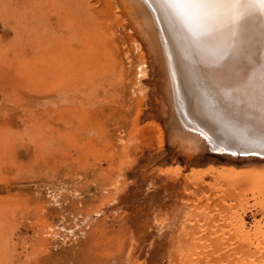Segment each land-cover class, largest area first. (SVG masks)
Wrapping results in <instances>:
<instances>
[{
  "label": "rangeland",
  "instance_id": "obj_1",
  "mask_svg": "<svg viewBox=\"0 0 264 264\" xmlns=\"http://www.w3.org/2000/svg\"><path fill=\"white\" fill-rule=\"evenodd\" d=\"M151 1L87 0L83 32L0 0V264H264V152L196 112Z\"/></svg>",
  "mask_w": 264,
  "mask_h": 264
},
{
  "label": "bare ground",
  "instance_id": "obj_2",
  "mask_svg": "<svg viewBox=\"0 0 264 264\" xmlns=\"http://www.w3.org/2000/svg\"><path fill=\"white\" fill-rule=\"evenodd\" d=\"M60 1L65 6L66 18L76 20L79 27L82 28L81 31L85 32L94 28L97 15L95 10L86 5L87 0ZM140 2L138 1V6L142 7ZM150 2L153 3L151 0ZM105 4L109 6V0H106ZM153 5H157L166 16L164 18L168 23L166 27H169L170 34L167 30L166 32L170 35L171 38H169L174 40H172L174 42L172 44L176 45V52L178 51V56H180L174 60L179 58V66H181L184 75L182 78L184 81L179 78L180 81L184 82L182 86L185 84L184 88L181 89L191 90L190 94L192 95L190 97L195 98L192 101H194L199 116L204 114L210 118L220 138L229 143L232 149L244 153L254 150L264 152V11H261L258 7L249 10L233 27L222 10L178 9L171 5L170 0H154ZM143 8L140 9L142 14L146 10L143 11ZM155 9L157 8L155 7ZM156 14L158 13L156 12ZM130 15L132 16V14ZM140 25L142 34L148 37L146 35L148 27L144 28ZM149 25L151 24L149 23ZM163 26L165 28V25ZM143 29H146V31ZM208 33H211V35H207ZM169 51L172 52V49ZM173 93L174 91H172ZM176 94H179V92ZM188 103L189 101H187ZM196 133L194 132V134ZM201 133L198 136L201 137ZM211 135L213 136V134ZM213 143L215 142L213 141Z\"/></svg>",
  "mask_w": 264,
  "mask_h": 264
},
{
  "label": "snow or ice",
  "instance_id": "obj_3",
  "mask_svg": "<svg viewBox=\"0 0 264 264\" xmlns=\"http://www.w3.org/2000/svg\"><path fill=\"white\" fill-rule=\"evenodd\" d=\"M171 5L178 9L204 8L222 10L231 21L232 26L253 8L264 11V0H170ZM207 35H211L208 33Z\"/></svg>",
  "mask_w": 264,
  "mask_h": 264
}]
</instances>
